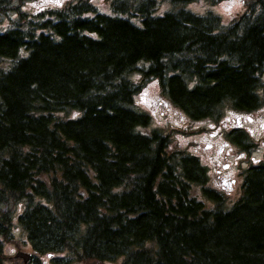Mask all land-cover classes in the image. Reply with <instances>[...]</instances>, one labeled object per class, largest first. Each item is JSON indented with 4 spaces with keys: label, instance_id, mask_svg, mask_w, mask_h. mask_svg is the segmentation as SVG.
I'll return each instance as SVG.
<instances>
[{
    "label": "trees",
    "instance_id": "1",
    "mask_svg": "<svg viewBox=\"0 0 264 264\" xmlns=\"http://www.w3.org/2000/svg\"><path fill=\"white\" fill-rule=\"evenodd\" d=\"M33 1L0 0V264H264V158L230 200L135 101L155 79L190 123L263 106L264 0Z\"/></svg>",
    "mask_w": 264,
    "mask_h": 264
},
{
    "label": "rangeland",
    "instance_id": "2",
    "mask_svg": "<svg viewBox=\"0 0 264 264\" xmlns=\"http://www.w3.org/2000/svg\"><path fill=\"white\" fill-rule=\"evenodd\" d=\"M65 1L67 0H38L25 2L24 6L27 12H31L41 5L60 6ZM90 1L97 4L102 0ZM247 1L249 0H222L217 4H210L203 1L194 3L192 8L197 14H202L207 10H211L219 14L224 21L228 22L243 10ZM7 23L8 22L6 20L2 21V23H0V27L6 26ZM134 79H136V77ZM135 101L140 108L152 115L154 127L164 129L165 132L171 134V148L185 149L191 153H196L204 159L205 163H207V161H212V158H219V162L225 166V169L219 173L220 178L231 180L234 177V168H236L239 163L245 161L244 159L241 160L240 154L237 152L235 147L224 148L222 154H219V156L216 155V150L224 145V138L222 136L224 130H227L229 126H231V123L236 117L235 114L229 113V110L226 111L224 120L219 123L202 122L199 124H190L186 118L182 117L176 111L166 107L160 96V90L155 79L146 83L142 93L135 98ZM258 112L259 113L254 116L252 123L244 125L249 129L251 135H253V140H255L258 136L261 138L264 137V126L261 127V124L264 122V106ZM74 115L75 112L70 114V116ZM209 143H211L214 147L206 150L205 145H208ZM260 152L261 148H259V152L257 153L258 158L260 157ZM258 158L256 159L258 160ZM21 248L25 249V251L27 250L26 247ZM17 250V248L12 246H7L5 248L7 254L11 253V255ZM42 261L44 264H51L46 261L45 258H42Z\"/></svg>",
    "mask_w": 264,
    "mask_h": 264
},
{
    "label": "flooded vegetation",
    "instance_id": "3",
    "mask_svg": "<svg viewBox=\"0 0 264 264\" xmlns=\"http://www.w3.org/2000/svg\"><path fill=\"white\" fill-rule=\"evenodd\" d=\"M254 118L252 117H240V118H237L236 119V123L238 124V127L239 128H242V125L245 123V122H253ZM263 127V126H261ZM243 128L247 131L248 134H251L249 129L245 126H243ZM210 146V145H208ZM218 152L221 153V149H218ZM217 173H219V170H217ZM218 180H220V184L223 186V187H230V184L231 185H234L236 183V180L235 178H232L231 180H226V179H222L220 178V175L217 176Z\"/></svg>",
    "mask_w": 264,
    "mask_h": 264
},
{
    "label": "water",
    "instance_id": "4",
    "mask_svg": "<svg viewBox=\"0 0 264 264\" xmlns=\"http://www.w3.org/2000/svg\"><path fill=\"white\" fill-rule=\"evenodd\" d=\"M16 257L23 258L24 261H27L29 259V255L20 252L16 254Z\"/></svg>",
    "mask_w": 264,
    "mask_h": 264
}]
</instances>
